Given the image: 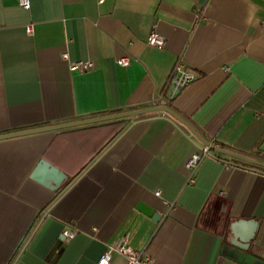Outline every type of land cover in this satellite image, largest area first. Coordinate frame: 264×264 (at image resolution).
Segmentation results:
<instances>
[{
    "label": "crops",
    "instance_id": "crops-1",
    "mask_svg": "<svg viewBox=\"0 0 264 264\" xmlns=\"http://www.w3.org/2000/svg\"><path fill=\"white\" fill-rule=\"evenodd\" d=\"M179 61L197 77L170 99ZM156 105L197 134L152 110L112 136L89 122L0 139V264H100L121 244L147 264H250L227 246L264 259V168L215 149L185 164L211 140L264 159V0H0V133ZM42 158L66 173L56 188L32 175Z\"/></svg>",
    "mask_w": 264,
    "mask_h": 264
},
{
    "label": "water",
    "instance_id": "water-1",
    "mask_svg": "<svg viewBox=\"0 0 264 264\" xmlns=\"http://www.w3.org/2000/svg\"><path fill=\"white\" fill-rule=\"evenodd\" d=\"M152 110H166L171 112L174 116H176L181 122H183L186 126H188L193 133L197 134V131L193 126L183 117L178 115L176 112H174L171 108L165 105H156V106H148V107H143V108H138V109H132V110H124V111H118V112H113L109 114H101V115H96V116H90L86 118H79V119H74V120H68L64 122H59L55 124H48V125H43V126H36V127H31V128H25L22 130H17V131H11V132H5V133H0V139L3 138H8V137H14L18 135H25V134H31V133H37V132H42V131H49V130H57L60 128L64 127H69V126H75V125H81L89 122H96V121H101V120H107V119H112V118H118V117H125V116H130V115H137V114H142L148 111ZM208 142V141H206ZM215 150L218 152L230 155L232 157H237L241 158L247 161H250L252 163H256L259 165L264 166V159L262 158H256L247 154L239 153L233 150L226 149L224 147L217 146L213 144L212 146ZM260 149L264 151V141L260 146ZM35 178L41 180L42 182L50 185L53 188H56L61 184L63 179L66 177V173L60 170L57 166L49 162L47 159L42 158L35 169V171L32 174ZM149 214L157 215L155 214V211L147 209L146 210ZM227 252L235 257L237 260L241 262H247L250 264H264V259L256 256L250 252H247L245 250H240L237 247H232V246H227L226 247Z\"/></svg>",
    "mask_w": 264,
    "mask_h": 264
},
{
    "label": "built area",
    "instance_id": "built-area-1",
    "mask_svg": "<svg viewBox=\"0 0 264 264\" xmlns=\"http://www.w3.org/2000/svg\"><path fill=\"white\" fill-rule=\"evenodd\" d=\"M19 3L21 6L28 8L31 5V0H19ZM32 29V24L27 25V30L32 31ZM147 40L149 43L159 47H163L166 43L165 36L159 33L156 29L151 30ZM62 56L66 59H69V53L67 51H64ZM118 62L123 65H128L130 63V57L122 56L118 59ZM69 66L73 70L85 71L94 67V61L91 59L71 60L69 62ZM196 77V73L193 70L186 68L183 62H177L169 79V98H175L180 93V91L193 80H195ZM213 144L217 145L214 140H211L198 146L188 156L185 162L186 166L191 170H195L205 157L216 156L214 148L212 147ZM64 233L69 236L74 235L73 230L69 228H66ZM114 250L124 254L128 258V264H147L149 261L147 256L143 257L142 254L132 246L128 244H121L118 246H110L99 263L109 264L112 252Z\"/></svg>",
    "mask_w": 264,
    "mask_h": 264
},
{
    "label": "trees",
    "instance_id": "trees-1",
    "mask_svg": "<svg viewBox=\"0 0 264 264\" xmlns=\"http://www.w3.org/2000/svg\"><path fill=\"white\" fill-rule=\"evenodd\" d=\"M124 121H125V118H112V119H108V120H104V121L92 122V123L86 124V125L110 126V127H112V133H111V136H112L115 133H117L123 127ZM81 127H85V124L71 126V127H64V128H60L59 130L60 131H66V130H69V129H72V128H81ZM243 162H245L247 164H250V165H254V166L260 167V168H264V166L256 164V163H252V162H248V161H243ZM76 173L77 172H74L73 174H71L70 177H72Z\"/></svg>",
    "mask_w": 264,
    "mask_h": 264
}]
</instances>
